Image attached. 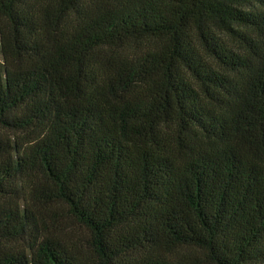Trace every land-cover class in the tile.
Instances as JSON below:
<instances>
[{
  "label": "trees",
  "instance_id": "16d2710c",
  "mask_svg": "<svg viewBox=\"0 0 264 264\" xmlns=\"http://www.w3.org/2000/svg\"><path fill=\"white\" fill-rule=\"evenodd\" d=\"M0 128V264H264V0H0Z\"/></svg>",
  "mask_w": 264,
  "mask_h": 264
},
{
  "label": "rangeland",
  "instance_id": "374dc122",
  "mask_svg": "<svg viewBox=\"0 0 264 264\" xmlns=\"http://www.w3.org/2000/svg\"><path fill=\"white\" fill-rule=\"evenodd\" d=\"M3 132V130L0 128V133H2ZM7 135H9V133H7Z\"/></svg>",
  "mask_w": 264,
  "mask_h": 264
}]
</instances>
